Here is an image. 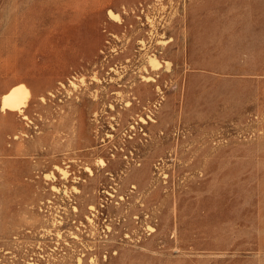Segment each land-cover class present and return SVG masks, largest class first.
<instances>
[{
    "label": "rangeland",
    "instance_id": "rangeland-1",
    "mask_svg": "<svg viewBox=\"0 0 264 264\" xmlns=\"http://www.w3.org/2000/svg\"><path fill=\"white\" fill-rule=\"evenodd\" d=\"M18 84L0 264H264V0H0Z\"/></svg>",
    "mask_w": 264,
    "mask_h": 264
},
{
    "label": "bare ground",
    "instance_id": "bare-ground-1",
    "mask_svg": "<svg viewBox=\"0 0 264 264\" xmlns=\"http://www.w3.org/2000/svg\"><path fill=\"white\" fill-rule=\"evenodd\" d=\"M112 13V12H109ZM112 15V14H111ZM113 16V15H112ZM117 15H115L116 17ZM148 65L151 71H157L160 69V63L157 57L153 54L149 56ZM146 81H154L151 78H146ZM30 92L26 86L23 84H18L11 87L7 92L1 95L0 98V110L1 111H11V112H18L22 113L26 108V103L29 98ZM63 174L66 171L60 169Z\"/></svg>",
    "mask_w": 264,
    "mask_h": 264
}]
</instances>
